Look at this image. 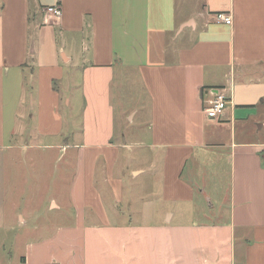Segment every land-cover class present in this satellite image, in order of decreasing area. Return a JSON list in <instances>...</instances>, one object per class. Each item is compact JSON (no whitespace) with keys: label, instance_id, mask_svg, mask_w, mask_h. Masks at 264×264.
<instances>
[{"label":"crops","instance_id":"1","mask_svg":"<svg viewBox=\"0 0 264 264\" xmlns=\"http://www.w3.org/2000/svg\"><path fill=\"white\" fill-rule=\"evenodd\" d=\"M38 136L63 142L42 148L69 162L72 220L23 264H264V0H1L0 203L7 140Z\"/></svg>","mask_w":264,"mask_h":264},{"label":"rangeland","instance_id":"2","mask_svg":"<svg viewBox=\"0 0 264 264\" xmlns=\"http://www.w3.org/2000/svg\"><path fill=\"white\" fill-rule=\"evenodd\" d=\"M124 80L126 82V79ZM122 93V100L119 96L115 97V100L117 98L121 103L117 107L119 116L135 107V102L128 96L126 84L123 85ZM77 96L76 93L75 98ZM78 106V102L72 104V113H70L72 116L77 114ZM61 112L66 114L64 105L61 107ZM138 116L134 122H128L122 115V122L118 118L116 129L122 130L124 128L128 138L131 136H135L136 139L140 138L139 134L142 130L131 135V132H134L135 129L138 130L143 125V121L138 120ZM13 125V122H9L7 129L12 128ZM25 143L34 147L40 146L41 149L30 150L24 156L21 155L20 151L11 150L14 146H22ZM62 143L61 140L44 136L35 138L16 137L7 140L5 146L10 149L9 151L6 150L7 156L13 157V161H10L11 165L4 168L5 181L2 182L5 201L0 203V210L6 217L4 220L8 227L5 231L0 232V264H23V258L29 245L41 240H48L55 235L53 231L57 227L69 224L72 220L68 203L71 174L67 167L69 162H64L63 156L58 154V151H47L42 148L45 145H62ZM137 157H140V154ZM148 181V177H140L137 184L142 186V190L137 189L136 192H144L143 185L150 189L149 186L151 185ZM224 195H227V192ZM51 197L61 207L60 211L52 210ZM204 207L208 208L209 203L204 204ZM221 209L222 211L227 209V204L222 203ZM19 215L23 216L25 224H21Z\"/></svg>","mask_w":264,"mask_h":264},{"label":"built area","instance_id":"3","mask_svg":"<svg viewBox=\"0 0 264 264\" xmlns=\"http://www.w3.org/2000/svg\"><path fill=\"white\" fill-rule=\"evenodd\" d=\"M61 15V9L58 5L49 6L44 9L46 23L58 22L61 18ZM215 19L217 22L227 26H230L232 23L231 17L223 13H217L215 15ZM210 92L212 94V99L208 101L207 106L204 109V113L207 118L216 119L224 111L227 104V98L223 90L217 89L211 90Z\"/></svg>","mask_w":264,"mask_h":264}]
</instances>
